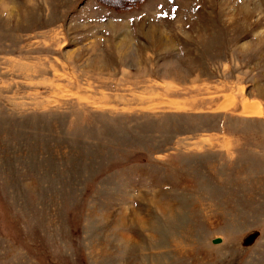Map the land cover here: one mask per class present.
Wrapping results in <instances>:
<instances>
[{
	"label": "rangeland",
	"instance_id": "rangeland-1",
	"mask_svg": "<svg viewBox=\"0 0 264 264\" xmlns=\"http://www.w3.org/2000/svg\"><path fill=\"white\" fill-rule=\"evenodd\" d=\"M125 1L0 0V264H264V0Z\"/></svg>",
	"mask_w": 264,
	"mask_h": 264
},
{
	"label": "water",
	"instance_id": "water-1",
	"mask_svg": "<svg viewBox=\"0 0 264 264\" xmlns=\"http://www.w3.org/2000/svg\"><path fill=\"white\" fill-rule=\"evenodd\" d=\"M255 236H256V232H253V233L247 235V236L244 238V241H243L244 244L247 245V244L251 243L252 240L255 238ZM217 242H219V239H214V240H213V243H217Z\"/></svg>",
	"mask_w": 264,
	"mask_h": 264
},
{
	"label": "trees",
	"instance_id": "trees-1",
	"mask_svg": "<svg viewBox=\"0 0 264 264\" xmlns=\"http://www.w3.org/2000/svg\"><path fill=\"white\" fill-rule=\"evenodd\" d=\"M135 0H127V1H125L124 3H125V5H127V8L126 7H124L125 9H129V8H131L133 5H135ZM123 3V4H124ZM120 5V4H119ZM123 7V6H122Z\"/></svg>",
	"mask_w": 264,
	"mask_h": 264
},
{
	"label": "bare ground",
	"instance_id": "bare-ground-1",
	"mask_svg": "<svg viewBox=\"0 0 264 264\" xmlns=\"http://www.w3.org/2000/svg\"><path fill=\"white\" fill-rule=\"evenodd\" d=\"M244 109H245V111H253V106L249 105V104H245Z\"/></svg>",
	"mask_w": 264,
	"mask_h": 264
}]
</instances>
